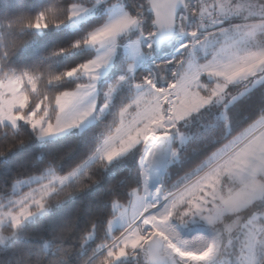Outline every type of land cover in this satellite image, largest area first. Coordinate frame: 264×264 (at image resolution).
I'll use <instances>...</instances> for the list:
<instances>
[{
	"label": "snow or ice",
	"instance_id": "1",
	"mask_svg": "<svg viewBox=\"0 0 264 264\" xmlns=\"http://www.w3.org/2000/svg\"><path fill=\"white\" fill-rule=\"evenodd\" d=\"M0 264H264V0H0Z\"/></svg>",
	"mask_w": 264,
	"mask_h": 264
}]
</instances>
